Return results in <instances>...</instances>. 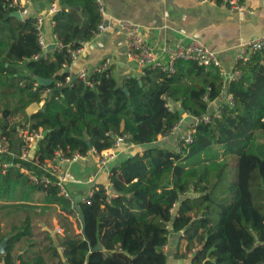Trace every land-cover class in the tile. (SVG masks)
Instances as JSON below:
<instances>
[{
    "label": "trees",
    "instance_id": "trees-1",
    "mask_svg": "<svg viewBox=\"0 0 264 264\" xmlns=\"http://www.w3.org/2000/svg\"><path fill=\"white\" fill-rule=\"evenodd\" d=\"M8 3L0 0V126L14 150L18 117L45 131L34 149L41 163L58 150L72 156L111 149L117 136L146 148L112 167L110 191L99 186L89 203L81 202L88 239L70 220L78 218L74 199L60 196L56 186L33 184L19 168L0 175V202L30 205L44 193L46 205L60 208L64 231L53 237L41 224L32 228V213L10 221L7 231L0 226V242L10 237L0 264H168L164 249L172 232L184 233L186 248L178 259L192 254L190 264H264V142L256 139L259 132L264 136V50L240 61L242 77L227 86L215 69L179 61L172 77L150 69L121 84L112 69L94 72L91 88L77 76L67 82L64 65L72 64L69 50L97 36V1L62 0L63 9L53 16L62 47L48 53L38 40L37 19H17ZM36 77L53 83L34 90ZM227 87L232 104H222L221 117L200 122L192 144L176 150L158 143L185 114L199 119L209 113ZM99 244L103 250L92 252Z\"/></svg>",
    "mask_w": 264,
    "mask_h": 264
},
{
    "label": "crops",
    "instance_id": "crops-1",
    "mask_svg": "<svg viewBox=\"0 0 264 264\" xmlns=\"http://www.w3.org/2000/svg\"><path fill=\"white\" fill-rule=\"evenodd\" d=\"M100 1L105 9L107 30L84 45L81 56L71 66L75 75H78L84 68H87L92 75L104 60L111 59L110 69L113 70V76L119 84L130 76L141 77L140 69L128 58L127 37L120 27L122 21L138 25L146 40L154 46L174 44L179 41L187 43L193 40L201 41L219 55L228 74H231L238 66L239 58L243 55V45L264 35V0H249L247 9L244 11L223 7L218 0H208V2H202V0ZM28 8L29 15L26 18L43 19V41L45 52L48 53L59 46L53 16L63 9L62 0H32ZM223 80L227 86L229 82L224 78ZM229 98V93L226 97L223 94L220 100L210 106V110L213 111L228 102ZM32 106L37 107V110L28 115L38 112L44 104L39 103ZM177 107L179 108L180 104H177ZM195 121V118L185 114L181 121L180 131L171 137L160 136L158 143L169 141L174 145L172 149L177 150L180 146L178 136L188 134ZM257 135L264 137L261 132ZM145 148L144 146H131L127 143L124 148L115 151V158L105 167H101L98 157L94 154H90L84 160L64 165L67 177L66 187L73 199L82 196V202H84L99 186H104L110 191L112 167L126 157L137 153L142 154ZM44 196V193H36L32 202L29 203L39 207L36 213H41L36 216L32 228L39 222L44 230L51 232L53 237L56 234L64 236V231L57 219V215L62 212L59 207L46 205ZM6 206H8L6 202H0V213L8 214L9 209ZM47 208H54V211L48 214V211L44 210ZM70 220L80 233L78 230L79 217H70ZM7 225H9L7 222L0 221L3 231L8 230ZM59 228L62 230L61 233L58 232ZM182 237L181 233L172 232L169 235V244L164 249L168 264H190L192 254L189 259H178L186 248V242ZM7 249L8 246L6 252ZM17 249L19 245L15 246L14 254L19 252ZM16 264H20V261Z\"/></svg>",
    "mask_w": 264,
    "mask_h": 264
},
{
    "label": "built area",
    "instance_id": "built-area-1",
    "mask_svg": "<svg viewBox=\"0 0 264 264\" xmlns=\"http://www.w3.org/2000/svg\"><path fill=\"white\" fill-rule=\"evenodd\" d=\"M9 7L14 8V12H19L23 18L28 17L29 15V5L32 0H8ZM99 6V10L102 16V21L99 24L97 31V36L102 35L107 30L106 18H105V9L101 4L100 0H96ZM249 0H223L222 6L230 8L232 10L244 11L247 9V4ZM202 2H208V0H202ZM37 31H38V40L45 51L44 41H43V19H37ZM121 29L125 31L127 37L128 45V58L129 60L136 64L140 69V74L145 75L146 70H160L172 77L176 73V63L179 61L185 62H194L202 68H212L218 71L220 76L227 80L229 83L234 80H238L242 77V71L238 66L234 68L231 74H228L224 68L222 60L219 55L210 50L205 44L201 41L193 40L191 42H176L174 44H164L162 46H154L150 44L144 35L142 34L141 28L128 21H122L120 23ZM57 38V35H56ZM58 41V38H57ZM59 46L62 47V44L59 43ZM243 55L239 58L240 61H247L251 54L257 53L264 50V35L246 43L243 45ZM71 55L72 64L78 60L81 56L82 48L76 50H69ZM72 64H65L64 68L69 72L67 77V82L71 81L73 76L79 77L87 86L93 88V83L90 81L91 74L87 68H84L78 75H75L71 69ZM112 61L111 59L104 60L95 72H105L111 68ZM40 84L37 82L34 86V90L38 88ZM48 92L46 93V95ZM164 99L167 100V97L164 96ZM207 100V97L204 98ZM168 102V101H167ZM228 102L232 104V97L228 99ZM214 103V102H213ZM210 106H212V104ZM44 104V101L41 102V105ZM166 107L169 110H173V106L170 102L166 104ZM222 115V105L215 108L213 111H210L206 115L202 116L199 119H195V123L191 126V130L188 134H184L180 140V144L185 146L193 143V134L196 132V127L200 122L209 123L213 117H221ZM17 123L21 125L17 128V135L20 143L17 146L15 151L9 136L4 132L3 128L0 126V175H6L9 170L12 168H19L21 173L28 177L30 182L37 186L43 188H48L50 186H56L59 189L60 196L72 200L73 197L68 191L67 177L64 171V165L76 162L79 160L86 159L90 154H94L99 159V164L101 167H105L109 162L115 158V151L124 148L127 144V136H117L115 138L114 147L102 152H97L94 149L91 150L87 155H82L79 152L72 154V156H67V154L62 151H56L54 157L50 160H46L41 163L36 155L34 154V149L36 145L44 138L45 131L43 128L38 130L31 129V120L29 118L21 119L16 118ZM181 129V122L175 126L170 135L162 136L163 138L174 136ZM10 157L11 160L6 159ZM15 160H19V163H16ZM22 163L32 164L42 173L36 172V170L31 169L27 166H22ZM89 196L85 199L84 202L89 203ZM177 204L174 205V208L171 210L172 213L175 212ZM170 228V225L168 226ZM58 232H62L59 228ZM184 237V233L181 232ZM61 250H64L61 248Z\"/></svg>",
    "mask_w": 264,
    "mask_h": 264
},
{
    "label": "rangeland",
    "instance_id": "rangeland-1",
    "mask_svg": "<svg viewBox=\"0 0 264 264\" xmlns=\"http://www.w3.org/2000/svg\"><path fill=\"white\" fill-rule=\"evenodd\" d=\"M34 110H37V107L31 106V107H29L27 109V113L28 114H31V112H33ZM20 118L24 120V118H22V117H20ZM16 120L14 121V123H17ZM181 138H182V135H179L178 136L179 143H180ZM256 139H257V143H259V144H261L264 141V137H262L261 135H257L256 136ZM161 144L163 146H166L167 148H171V149L174 148V145H172V143L169 142V141L168 142H165V143H161ZM31 206H32V208H31ZM6 208L9 209L8 210V214L0 213L1 214L0 215V221L3 220L5 222H7L8 224L10 223V221H13L14 219L19 222L20 217L25 216L26 213H29V214L32 213V217H33L32 218V225H33L34 224V220H36V216L37 215H41V213H39V214L36 213V209L39 208V207L34 206V205H21V204H16V205H8V206H6ZM44 210H46V212L48 211V214H51V212L54 211V208H50V209L47 208V209H44ZM36 224L34 225V227L36 226ZM38 224H40V223L38 222ZM81 227H82V224H81ZM9 228H10V225H7L6 229L9 230ZM78 230H79L80 233H82V230L79 229V227H78ZM15 254H18V253H15Z\"/></svg>",
    "mask_w": 264,
    "mask_h": 264
},
{
    "label": "water",
    "instance_id": "water-1",
    "mask_svg": "<svg viewBox=\"0 0 264 264\" xmlns=\"http://www.w3.org/2000/svg\"><path fill=\"white\" fill-rule=\"evenodd\" d=\"M12 16L16 17L19 20H23V17L21 16V14L19 12H13ZM51 48H53V46H51ZM36 80L38 81L39 84L44 85V86H51L53 81L52 80H47V79H43V78H37ZM127 91V90H126ZM228 95V88L225 90L224 92V97H226ZM53 96V93L49 94V99H51ZM181 113L184 114V110H181ZM92 149V147H90ZM81 202H82V196H78L75 198V209L78 213V217L79 220L82 224V234L85 236L86 239L87 238V231H86V218H85V214L82 210L81 207ZM8 241L9 239L6 238L4 241L0 242V255L4 256L6 254V248L8 246ZM92 252L93 251H102L103 250V246L101 244L97 245L96 247L91 249Z\"/></svg>",
    "mask_w": 264,
    "mask_h": 264
}]
</instances>
